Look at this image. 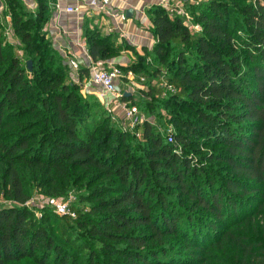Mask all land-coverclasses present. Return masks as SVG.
Here are the masks:
<instances>
[{
  "label": "trees",
  "instance_id": "trees-1",
  "mask_svg": "<svg viewBox=\"0 0 264 264\" xmlns=\"http://www.w3.org/2000/svg\"><path fill=\"white\" fill-rule=\"evenodd\" d=\"M48 2L6 0L25 62L0 42V200L21 204L0 206V264H264V0L189 5L197 33L148 10L152 54L121 70L165 74L137 104L171 142L150 119L122 130L81 92L44 29ZM84 36L93 60L118 53ZM74 188L88 204L74 217L22 205Z\"/></svg>",
  "mask_w": 264,
  "mask_h": 264
},
{
  "label": "crops",
  "instance_id": "crops-1",
  "mask_svg": "<svg viewBox=\"0 0 264 264\" xmlns=\"http://www.w3.org/2000/svg\"><path fill=\"white\" fill-rule=\"evenodd\" d=\"M25 1L30 3V7L36 5L35 0ZM48 1L51 16L44 29L52 42V46L70 66L71 78L76 82L80 79L81 92L84 95H95L100 102L104 100L99 95L100 88L90 82L89 71L88 74H84L80 73V70L89 69L91 64L121 70L135 63L139 57L149 59L155 44V36L151 32L148 10L152 6H160L170 16L168 6L171 3L175 5L174 0H110L106 11H98L84 4H79V10L72 12L66 9L69 5L75 4L72 0ZM129 9L132 10V14L127 17L126 11ZM180 11L183 12L181 9ZM90 30L97 31L102 37H108L115 46L119 47L118 53L109 59L93 60L88 53L84 36V33ZM124 73H121L123 78L121 77L122 79L119 78L116 81L117 89L122 92L121 97H123L124 92H129L130 96L133 95L134 100H137L141 97L140 92L145 89L144 87L135 88L134 91L130 92V84L133 81L129 75H137L130 70ZM159 76L161 77V75ZM158 78V76L151 78L152 86H157L156 80ZM128 103L130 101H125V104ZM106 106L110 111L115 110V113L124 115L125 111L115 102H110Z\"/></svg>",
  "mask_w": 264,
  "mask_h": 264
},
{
  "label": "rangeland",
  "instance_id": "rangeland-1",
  "mask_svg": "<svg viewBox=\"0 0 264 264\" xmlns=\"http://www.w3.org/2000/svg\"><path fill=\"white\" fill-rule=\"evenodd\" d=\"M26 6L27 9L31 10L34 9L35 7H30V3L28 4V2H26L25 0H22ZM3 4V8L2 10H0V42L9 46V48H11L12 53L17 56L22 58V63L24 64V60H25V56H24V52H23V47L24 44L21 42V40L19 39V37L15 34L14 30H13V26H12V21H11V14L9 13V8L6 6V0L2 1ZM204 0H174L173 3L175 5H173L172 3L169 4V13H170V17H174V16H181V19L183 22L188 23L189 24V28L192 32H195L192 28H191V24H196L194 22V15L191 13V6L189 7V5H197L200 3H203ZM188 4V5H187ZM180 9L183 12H186L189 17L186 18L185 14L183 12L180 11ZM187 21V22H186ZM197 33V32H196ZM74 67V66H73ZM118 69V68H117ZM120 70V69H118ZM68 72L70 73V66L68 65ZM120 72L123 74L124 71L120 70ZM90 76V75H89ZM129 77L131 78V80L133 81L130 84V88L129 91H134L135 88H141L144 87V89L146 90L148 85H151V79L148 80V78L145 75H137V76H131L129 75ZM135 77V78H134ZM165 77V74L161 75V77L159 76L158 80H156V83L161 80H163ZM123 78V77H122ZM120 78V79H122ZM90 79V78H89ZM153 84V83H152ZM144 85V86H143ZM121 88V87H120ZM122 89V88H121ZM120 90V89H118ZM128 91V89H126ZM144 90V91H145ZM119 98H113V95H103L102 92H100V96L104 99H102L103 101L100 102V105L102 107V109H104L105 111H107L109 114L112 115L114 121L119 125V127L122 130L125 131H130V132H134L135 129L132 128L131 126V119L129 116L126 115V113L124 112V115H119L118 113H115V110H111L108 109V107L106 106V102L110 101H114L120 103V106L124 111H128V110H134V119H139L141 121V123L143 121L146 120H151L152 124L154 125V127L161 131H167L169 132H173L174 127L171 125L169 126V124H167L164 119L163 122L158 123V119L157 118H153L150 117V115L146 112L143 111V106L138 105L137 102L140 98H138L137 100H135V102H133L134 104H125V101L121 99V95L122 92L119 91ZM120 99V100H119ZM100 101V100H99ZM141 106V107H140ZM111 107H113V105H111ZM116 107V106H115ZM162 113H164V111H162ZM165 115V114H163ZM160 124V125H159ZM139 133V132H137ZM136 137L139 138L140 135L136 134ZM81 190L79 189H72V191L69 192V194L67 196H64L63 198H61L62 200H64L65 202L68 203V205L72 206L74 203L77 202L78 207L83 211L86 212L88 210V204L84 203V202H79L77 199L78 194L80 193ZM47 196H45L42 193H39L38 191H34L32 193L31 198L24 204H22L23 206H26L28 209L32 210L34 212V215L36 218H41V216L43 215V210L44 209H49L50 207H48L46 200H47ZM0 206H21V204H16L13 201L10 200H6V199H1L0 200ZM49 210H52L51 208ZM53 211V210H52ZM53 228L52 225L48 226V229ZM17 264H30V262L28 260H22V262H19Z\"/></svg>",
  "mask_w": 264,
  "mask_h": 264
},
{
  "label": "built area",
  "instance_id": "built-area-1",
  "mask_svg": "<svg viewBox=\"0 0 264 264\" xmlns=\"http://www.w3.org/2000/svg\"><path fill=\"white\" fill-rule=\"evenodd\" d=\"M73 5H69L66 9L67 11H78L79 10V4H84L87 7L94 8L98 11H106L108 8V5L110 3V0H72ZM185 14V17L188 18L189 15L186 12H183ZM187 22V21H186ZM187 26H189L188 23H185ZM191 28L195 32L200 31V26L198 24H191ZM89 75H90V82L97 87L100 88V91L103 93V95H113L112 99H115L116 97L119 98V90L117 89L116 81L117 79L122 77V74L120 70L117 68H103L101 66H98L96 64H91L89 66ZM168 91L173 92L172 87H168ZM122 96V95H121ZM120 100V99H119ZM114 102V101H110ZM109 102H106L108 104ZM117 104V102H115ZM117 106H120V103L117 104ZM126 115L130 117L131 126L134 128L136 125L140 124L141 121L139 119H134V110H128L125 111ZM172 132L168 133V141H172ZM46 203L48 207H50L54 213L58 215H70L71 217H74V213L69 209V205L67 202L62 200L61 198H47Z\"/></svg>",
  "mask_w": 264,
  "mask_h": 264
},
{
  "label": "water",
  "instance_id": "water-1",
  "mask_svg": "<svg viewBox=\"0 0 264 264\" xmlns=\"http://www.w3.org/2000/svg\"><path fill=\"white\" fill-rule=\"evenodd\" d=\"M2 6H3V4H2V1L0 0V10L2 9ZM131 14H132V10L129 9L126 11L127 17H129ZM27 67H28V69H31V61L30 60L27 61ZM129 96H130L129 92L123 93V97H129Z\"/></svg>",
  "mask_w": 264,
  "mask_h": 264
}]
</instances>
